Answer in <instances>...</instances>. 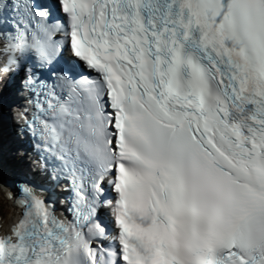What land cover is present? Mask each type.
<instances>
[{
    "label": "snow or ice",
    "instance_id": "1",
    "mask_svg": "<svg viewBox=\"0 0 264 264\" xmlns=\"http://www.w3.org/2000/svg\"><path fill=\"white\" fill-rule=\"evenodd\" d=\"M6 83L0 264H264V0H0Z\"/></svg>",
    "mask_w": 264,
    "mask_h": 264
},
{
    "label": "bare ground",
    "instance_id": "2",
    "mask_svg": "<svg viewBox=\"0 0 264 264\" xmlns=\"http://www.w3.org/2000/svg\"><path fill=\"white\" fill-rule=\"evenodd\" d=\"M8 205V204H7ZM9 206V205H8ZM4 218V220H7L8 218L7 217H3Z\"/></svg>",
    "mask_w": 264,
    "mask_h": 264
}]
</instances>
